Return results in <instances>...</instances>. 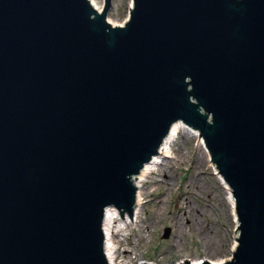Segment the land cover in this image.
Returning <instances> with one entry per match:
<instances>
[{"label":"water","instance_id":"95a60500","mask_svg":"<svg viewBox=\"0 0 264 264\" xmlns=\"http://www.w3.org/2000/svg\"><path fill=\"white\" fill-rule=\"evenodd\" d=\"M112 1L0 0V264H109L105 212L135 220L177 122L239 221L232 259L200 264H264V0H134L122 26Z\"/></svg>","mask_w":264,"mask_h":264},{"label":"rangeland","instance_id":"374dc122","mask_svg":"<svg viewBox=\"0 0 264 264\" xmlns=\"http://www.w3.org/2000/svg\"><path fill=\"white\" fill-rule=\"evenodd\" d=\"M130 3L113 0L108 20L123 25L130 15ZM210 161L190 133L176 138L172 156L144 184L145 198L136 225L122 230L119 222L115 227L119 264L232 258L236 222ZM167 227L171 228L169 238L164 237Z\"/></svg>","mask_w":264,"mask_h":264},{"label":"bare ground","instance_id":"6f19581e","mask_svg":"<svg viewBox=\"0 0 264 264\" xmlns=\"http://www.w3.org/2000/svg\"><path fill=\"white\" fill-rule=\"evenodd\" d=\"M91 2V4L93 5V7L98 11V12H102L104 9V3L105 0H89ZM133 0H131L130 3V9L133 6ZM112 25L114 26H121L118 25L116 23H113L110 19L108 20ZM127 21V20H126ZM184 134V133H190L193 137L197 138L199 140V132L193 131L190 127H188L187 125H185L182 122H177L176 124H174L172 126V129L169 133V135L166 137V139L163 142L162 147L159 150L158 153V157H155L152 159L151 163L149 165H145V167L143 168V170L141 171V173L139 174V176L134 179V183L137 185V192H136V197H137V205H136V209H135V220L133 221L132 218H130V216L125 213L126 218H121L119 220L121 227H126V228H131V225L135 226L141 211V207L143 204V200H144V196H145V191L144 190V184L145 182L148 180L149 176L156 170V168L161 165L164 160L166 158H170L172 156V146L174 144V142L176 141V138L180 135V134ZM199 146L201 147V149L203 150L204 154L206 155V158L208 161H210V157H209V151L206 148L204 139L201 138L199 140ZM211 163V161H210ZM212 164V163H211ZM212 166L215 169V174L219 177L221 184L223 185L224 189L226 190V194H227V200H229V204L230 207L232 209V215L234 216L235 222L236 224L238 223L237 220V214L235 211V200L234 197L232 195L231 192V188L229 187V185L227 184V182H225V180L222 178V176L218 173L217 169L215 168V165L212 164ZM118 212L116 210H112V209H108L107 211V219H106V227H105V232H106V251H107V255L109 257V259L113 262V264H119L117 263V256H116V244L114 242L113 239V224L115 223L113 220L116 217V214ZM118 216V214H117ZM112 218V219H111ZM236 235H238V231H236ZM238 242L237 239L235 238V243H234V249L237 246ZM233 249V250H234ZM231 259L230 257H226L221 259L220 261H214L212 263H221L224 261H227ZM203 260L199 259V260H195L192 261L191 264H200ZM143 262V261H142ZM151 264H154L152 262H150ZM177 264H181V263H177Z\"/></svg>","mask_w":264,"mask_h":264}]
</instances>
